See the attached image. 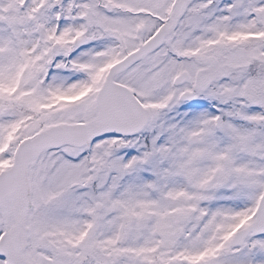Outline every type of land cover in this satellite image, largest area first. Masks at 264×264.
I'll return each instance as SVG.
<instances>
[{
  "label": "snow or ice",
  "instance_id": "6c2138e0",
  "mask_svg": "<svg viewBox=\"0 0 264 264\" xmlns=\"http://www.w3.org/2000/svg\"><path fill=\"white\" fill-rule=\"evenodd\" d=\"M0 264H264V0H0Z\"/></svg>",
  "mask_w": 264,
  "mask_h": 264
}]
</instances>
